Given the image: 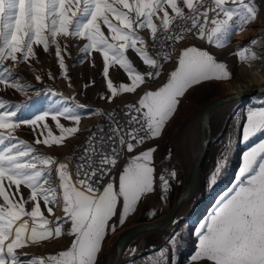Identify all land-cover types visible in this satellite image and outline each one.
<instances>
[{
	"label": "snow or ice",
	"instance_id": "6c2138e0",
	"mask_svg": "<svg viewBox=\"0 0 264 264\" xmlns=\"http://www.w3.org/2000/svg\"><path fill=\"white\" fill-rule=\"evenodd\" d=\"M259 12L256 0H0V86L28 95L32 86L15 76L14 66L36 59L34 46H42L45 52L54 48L66 75V46L61 39L71 38L86 41L83 53L95 50L102 54L105 77L117 64L128 74L130 84L117 87L107 80L111 97L135 92L146 78L160 77L164 62L172 60L171 52L165 49L175 50V45L189 36L224 47L233 35L256 21ZM145 30L158 49L155 54L149 52L148 42L141 35ZM256 42L257 38L250 41ZM129 49L155 71L140 73L126 55ZM236 54L241 62L264 59L247 46ZM231 78L227 65L209 51L186 46L178 53L166 83L146 91L138 104L127 105V129L109 114L112 124L108 133L99 128L101 135L92 133L78 158L63 161L41 154L36 145L61 146L78 133L82 119L78 109L84 105H53L25 118L22 107L26 105L0 100V264H98L109 233H115L138 210L142 198L155 191L152 161L156 149L134 156L118 181L115 176L106 180L120 156L160 137L189 90L204 82ZM61 117L74 126L66 127ZM22 125L30 126L36 134L34 143L18 138L16 132ZM261 133L264 106L250 107L242 130L238 124L234 135L247 143ZM232 146L233 139L229 138L210 176V185H215L227 168ZM53 172L59 179L56 186L51 184ZM169 175L175 177L176 173ZM160 180L166 194L169 181L163 175ZM22 187L30 190L27 198ZM41 202L51 215H55L52 206L62 202L63 215L49 220ZM63 235L72 237L71 244L56 254L22 259L29 254L18 252ZM177 235L173 233L165 248L146 258V264H169V257L177 255L180 245ZM196 237L198 244L189 264H264V140L243 153L236 183L199 226Z\"/></svg>",
	"mask_w": 264,
	"mask_h": 264
},
{
	"label": "rangeland",
	"instance_id": "374dc122",
	"mask_svg": "<svg viewBox=\"0 0 264 264\" xmlns=\"http://www.w3.org/2000/svg\"><path fill=\"white\" fill-rule=\"evenodd\" d=\"M256 4L260 9L259 18L254 23L249 24L247 30L244 32L233 35L231 41L226 46L216 47L214 45H208L206 41H193L182 44L181 48L172 56V60L164 62V69L160 77L155 80L146 78L145 83L140 85L135 92H120L116 97H111V91L107 88V80L111 79L114 86L117 87L122 83L130 84L131 80L128 74L117 64L109 68V76L105 77L103 75L105 65L102 54L95 50L87 54L83 53L82 49L86 41L71 38L61 39L62 46H66V51L63 53L67 66L66 75L64 70L59 66V58L55 56L54 48L45 52L42 46H34L36 59L25 63H18L14 66L15 76L21 78L22 82H27L32 86L28 89V95L12 88L0 86V100L8 101L14 105H26V107H22V114L25 118L31 117L53 105L57 107L65 105L71 107L78 103L85 106L82 109H78L82 116L79 124L80 131L74 136L66 138L63 145H53L51 147L36 145L41 154L52 156L58 161H63L74 148L81 144L88 130L96 122L100 110H108L127 101H139L146 91H154L166 83L170 71L174 70L176 66V57L184 46H197L207 50L216 57L218 62L227 65L232 74L231 79L219 82H204L189 90L181 99V103L173 117L167 122L162 135L158 138L150 139L147 143L135 148L132 153L127 152L122 159L117 181L123 168L127 166L128 162L134 156L140 155L150 148H155L156 151L153 153L152 161V165L155 168V191L147 194L145 198H142V202L138 205V210L130 214L126 222L122 226L117 227L115 233H109L105 239L106 243L110 239L112 240L114 235L120 230L136 223L151 221L166 213L172 207L183 184L180 158L183 159L185 157L183 154L185 152L188 153L187 156L190 155V158H193L191 154L194 152L192 151V145L188 144L191 138H189V140L187 139L185 144H183L182 141L183 135L191 126H188L180 134L181 129L187 118L194 111L203 104L228 94L227 84L234 80L241 79L240 68L243 62L239 60L236 53L243 47L238 48L237 37L245 34L249 29H253L258 36L264 37V17L257 1ZM141 35L147 42L149 41V31H142ZM243 42H246V40ZM249 43L250 41L245 43V46ZM126 55L132 62L133 67L140 73L146 74L149 71H155L145 65L139 54L134 50L129 49ZM8 63L11 64V61ZM49 73L51 74V78ZM37 75L41 77V80L36 79ZM37 92H39V95L36 94ZM57 93L60 95H56ZM262 106H264V94L260 96L255 95L251 98L243 99L226 106L221 113L215 115L211 119L212 140L208 155L201 170L199 201L193 213L174 230L154 237L152 247L147 254L126 264H146V258L168 245L169 238L172 237L173 233L178 234L177 239L180 245L177 255L169 257V264H177V262L178 264H189V257L194 254L198 244L196 231L199 229V226L213 214L220 198L236 183V177L242 166L243 153L259 141L264 140V133L258 134L247 143L240 142V139L234 135L238 124L242 130L243 117L246 111L250 107ZM60 119L61 123L66 127L74 126L72 121L65 120L62 117ZM48 123L53 127L54 134L58 135L59 130L54 127V121H51L49 118ZM16 135L19 139H23L29 143H34L36 138V134L32 131L31 127L27 125H22L17 130ZM229 138L233 139V146L228 153L230 157L228 166L220 174L217 183L215 185H210V176L217 167L218 159H220L224 153ZM180 141H182V146L181 143L179 146ZM185 146H187V151L183 149ZM185 159L187 160L189 158ZM173 171L176 173L175 177L169 175V173ZM162 175L169 181L170 185L166 194L163 192L162 181L160 180ZM51 184L53 186L59 184V179L55 172H53L51 177ZM21 191L25 198L30 195V190L26 187H22ZM30 207L31 205H29V208ZM52 207L55 215L47 213L46 206L41 202V208L45 212V216L49 220L55 221L56 217L63 215V204L60 202L59 205ZM153 212H155V215H152ZM113 219L115 221V218ZM64 230L65 232L68 230V225L64 226ZM71 241L72 237L63 235L55 240L45 241L39 245L28 246L22 250H18V252L29 254V256H22V259H28L33 255L47 256L68 248ZM105 260L106 250L99 255L98 264H104Z\"/></svg>",
	"mask_w": 264,
	"mask_h": 264
},
{
	"label": "water",
	"instance_id": "95a60500",
	"mask_svg": "<svg viewBox=\"0 0 264 264\" xmlns=\"http://www.w3.org/2000/svg\"><path fill=\"white\" fill-rule=\"evenodd\" d=\"M256 1L264 17V0ZM261 92L262 90L260 89H251L244 92L226 94L203 104L187 118L180 134L201 114L199 150L193 158H189V164L181 160L183 184L177 199L172 207L161 216L120 230L108 244L104 264H126L147 254L150 251L154 237L174 230L191 216L199 201L201 170L212 140L211 113L220 107L260 95Z\"/></svg>",
	"mask_w": 264,
	"mask_h": 264
},
{
	"label": "bare ground",
	"instance_id": "6f19581e",
	"mask_svg": "<svg viewBox=\"0 0 264 264\" xmlns=\"http://www.w3.org/2000/svg\"><path fill=\"white\" fill-rule=\"evenodd\" d=\"M253 38H257V42L255 44L249 43L247 47L255 51L258 56L264 57V37L258 36V34H256L253 31V29H249L245 34L241 35L240 37H237L238 48L245 47V43L251 41ZM245 40L246 42H243ZM240 70H241L240 71L241 79L234 80L233 82H229L227 84L228 94L244 92L251 89L252 90L260 89L262 90L260 95H263L264 94V59H258V61L243 62ZM225 108L226 106L214 110L211 113V119L215 115L221 113ZM200 124H201V114L189 125V127L190 126L191 127L182 137L183 144L186 143L187 139L189 140V138H191V140L189 141L190 143L188 144L192 145V149H193L192 151H194L193 154H191L192 157L199 150ZM182 141L179 142V146L180 143L182 146ZM183 149L184 151H187V146H185ZM183 154L185 155V157L184 158L182 157L183 159L180 158V160H183L187 164H189V159L186 160L185 158H190V155L187 156L188 153L186 152Z\"/></svg>",
	"mask_w": 264,
	"mask_h": 264
},
{
	"label": "built area",
	"instance_id": "2783aa9c",
	"mask_svg": "<svg viewBox=\"0 0 264 264\" xmlns=\"http://www.w3.org/2000/svg\"><path fill=\"white\" fill-rule=\"evenodd\" d=\"M193 41H201V40H199L198 38H192L191 36H189L188 39L177 43L175 45V50H173V49H165V50L170 51L171 54L174 55L176 53V51H178L180 49L182 44H184L186 42H193ZM148 48H149V52L152 53V54H155V52L158 50L157 48L153 47V44H152V41H151V37H150V39L148 41ZM138 102L139 101H127V102H123L120 105L114 106V107H112V108H110L108 110H100L98 112V116H97L96 122L88 130V133H87L86 137L82 140L81 144L78 147L74 148L71 151V153L69 154L68 157H73L74 156V157L78 158L82 154L83 149L87 147L88 137L94 132L97 133L98 137L101 135L98 132L99 128L103 127L104 133L105 134L108 133L109 127L112 124V118H110L109 114H114L113 118L115 119V121L119 122V124H121V125H125V128L127 129V124H126V121L128 119V117L126 116V113L128 112L127 105H129V104H138ZM149 140H146L143 144L147 143ZM143 144L137 145V147H140ZM126 154H127V152L125 151L120 156V158L118 160V163H117V166L114 168L113 172L109 174V177L105 178L106 180L108 178H110L111 176H115L117 178L121 161L125 157ZM70 168H71V165H70ZM73 179H75L74 171H73Z\"/></svg>",
	"mask_w": 264,
	"mask_h": 264
},
{
	"label": "crops",
	"instance_id": "0c3cea01",
	"mask_svg": "<svg viewBox=\"0 0 264 264\" xmlns=\"http://www.w3.org/2000/svg\"><path fill=\"white\" fill-rule=\"evenodd\" d=\"M185 47V46H184ZM181 48V47H180ZM173 56V55H172ZM117 234V233H116ZM115 234V235H116ZM114 235V236H115ZM154 239V238H153ZM153 239H152V241H153ZM111 240V239H110ZM110 240L109 241H107V243L105 242L104 243V245H103V250H102V252L100 253V254H102V253H104V250H107V246H108V244H109V242H110ZM151 247H152V242H151ZM151 247H150V249H151ZM139 258V257H138ZM137 259V258H136ZM135 260V259H134ZM133 261V260H132ZM131 262V261H130ZM129 263V262H128Z\"/></svg>",
	"mask_w": 264,
	"mask_h": 264
}]
</instances>
